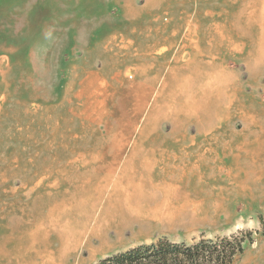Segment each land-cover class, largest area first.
Returning <instances> with one entry per match:
<instances>
[{"label":"rangeland","instance_id":"rangeland-1","mask_svg":"<svg viewBox=\"0 0 264 264\" xmlns=\"http://www.w3.org/2000/svg\"><path fill=\"white\" fill-rule=\"evenodd\" d=\"M261 4L0 0V264L243 229L264 264Z\"/></svg>","mask_w":264,"mask_h":264},{"label":"trees","instance_id":"trees-1","mask_svg":"<svg viewBox=\"0 0 264 264\" xmlns=\"http://www.w3.org/2000/svg\"><path fill=\"white\" fill-rule=\"evenodd\" d=\"M253 240L249 229L191 243L161 236L111 253L96 264H233Z\"/></svg>","mask_w":264,"mask_h":264},{"label":"bare ground","instance_id":"bare-ground-1","mask_svg":"<svg viewBox=\"0 0 264 264\" xmlns=\"http://www.w3.org/2000/svg\"><path fill=\"white\" fill-rule=\"evenodd\" d=\"M156 0H154V2H155ZM262 6H261V9H264V0H262V4H261ZM155 45H156V43H153V44H151L147 49H150V50H153L154 48H155ZM167 49L166 48H162L161 49V51H166ZM136 68V67H135ZM145 103H146V101H145ZM146 105V104H145Z\"/></svg>","mask_w":264,"mask_h":264}]
</instances>
